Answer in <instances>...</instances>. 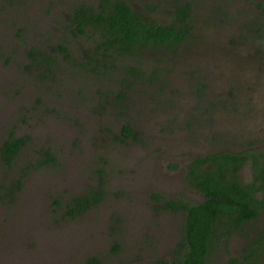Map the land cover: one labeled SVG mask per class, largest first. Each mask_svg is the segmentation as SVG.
Listing matches in <instances>:
<instances>
[{"label":"rangeland","instance_id":"1","mask_svg":"<svg viewBox=\"0 0 264 264\" xmlns=\"http://www.w3.org/2000/svg\"><path fill=\"white\" fill-rule=\"evenodd\" d=\"M80 1L89 0H0V148L12 132L27 137L12 166L0 158V264L39 263L32 259L40 247V254L49 251L52 256L43 264H84L88 254L99 256L102 264H145L151 261L154 234L160 239L155 246L163 245L162 252L175 254L182 237V213L160 209L145 183L160 188L162 194H173L166 196L169 199L184 197L197 203L203 197L185 182L189 157L218 150L264 152V11L256 5L259 1L264 5V0H191L195 33L186 44L197 53L192 51L176 68L177 73L187 71L173 82L184 92L180 99L163 91L164 100L176 98L175 105L181 108L164 105L158 110L149 86L147 93L126 91L125 115L120 113L116 93L126 73L109 70L107 59L100 62L98 73L86 68L84 52L93 45L92 39L66 29L65 15ZM154 1L136 0L142 5ZM167 5L162 9L168 11ZM211 12H221L217 18L224 20L211 21L210 15L207 23ZM153 15L166 21L163 11ZM260 25L263 34L255 31ZM59 42L67 44L72 58L52 52L51 46ZM32 48L51 54L50 72L45 63L30 60ZM184 48L181 51L186 52ZM199 60H208V66L200 68ZM171 78L165 76L166 84ZM204 80L208 87L203 96L197 86ZM191 107L193 116L199 113L204 122L189 138L184 123L192 115ZM126 120L140 131L139 139L120 143L113 134ZM214 125L222 132L218 144L209 140L216 134ZM184 139L186 143L180 141ZM45 151L58 161L38 165ZM179 153L184 156L175 161ZM170 162L177 164L169 168ZM251 164L242 169L247 181L254 177ZM135 173L141 177L138 185ZM19 179L14 194H5L2 185L10 187ZM100 183V202L82 215L65 213L74 195L99 190ZM248 228L247 235H232L229 249L236 255L264 228V219ZM91 234L101 237V245L80 251L78 239L86 244ZM67 238L77 239V249L70 241L68 248ZM221 241L214 244L207 264H228ZM115 242L118 251H113ZM18 253L16 263L13 256ZM81 254L84 260L79 259ZM256 264H264V256Z\"/></svg>","mask_w":264,"mask_h":264},{"label":"trees","instance_id":"2","mask_svg":"<svg viewBox=\"0 0 264 264\" xmlns=\"http://www.w3.org/2000/svg\"><path fill=\"white\" fill-rule=\"evenodd\" d=\"M168 1H172V4L164 3ZM163 3L168 4V11L162 9ZM256 5L262 12L264 11L261 1ZM194 8L195 4L191 0H155L144 5L136 0L80 1L72 5L70 13L65 15L66 29L79 38L92 39L93 45L84 52L83 63L86 68L98 73L96 69H99L100 62L107 59L109 70L121 69L126 73L119 80L116 93V103L120 113L125 115L128 110L127 90L130 89L135 94L144 89L143 92L147 93L146 87L149 86H152L149 88L152 89L151 97L156 99V108L162 111L164 105L174 106L175 99H180L184 94L180 91V85L178 89L174 88L173 82L179 81L187 71L183 69L177 73L176 68L183 65L192 51L194 54L197 53L194 47H190L192 44H186L195 33ZM157 11L164 12L166 21L161 22L155 18L153 13ZM218 14L221 12L209 13L206 22L211 20L210 15L213 16L211 21L224 20L217 18ZM255 31L263 34L262 26L256 27ZM56 45L51 46L52 52L58 51L63 57L72 58L66 43L59 42ZM184 45L187 47L184 48L187 49L186 52L181 51ZM28 56L32 62L45 63V70L51 71V65L54 64L51 54L41 53L32 48ZM199 61L200 68L208 66V60ZM31 66L29 64L27 68L31 69ZM165 76L172 77L173 81L166 84ZM207 87L206 80L199 81L197 92L204 96L207 94ZM233 90L232 87L231 91ZM163 91L174 94L176 98L167 97L164 100ZM230 95L235 98L233 93ZM223 100L224 98L219 99L220 102ZM215 103L216 100L213 98L212 104ZM192 107L190 110L192 115L186 124L184 123L189 130V138L195 134V126L202 125L201 121L204 122L198 116L199 113L195 115L194 122L191 121L195 117ZM134 128L126 120L121 130L114 133L113 137L120 143L126 142L127 139L137 140L140 131ZM214 129L216 134H211L209 140L218 144L222 140V132L215 125ZM26 138V136H16L12 132L5 140L0 148V158L6 165L12 166L15 163L17 155L26 143ZM180 141L185 142V139ZM44 155V159L38 165L58 161V158L49 151H45ZM250 161L255 175L253 174L251 181H247L243 179L242 169ZM59 164H62V161ZM172 166L173 164L170 167ZM21 182L22 180L19 179L10 187L2 185L6 190L5 194L13 195ZM185 182L198 190L203 199L197 203L184 198L167 199L160 205V209L171 208L174 212H181L183 217L182 237L169 264H207L217 240H222L228 254V264H256L259 257L264 256V228L257 231L253 238H249L241 255L234 254L229 246L234 233L247 235L248 225L264 219V152L259 149L242 153L218 150L195 157L186 165ZM101 187L102 183L99 190L92 189L74 195L66 205L65 213L70 216L85 213L102 199ZM155 198L164 199L160 194H156ZM114 244L113 251H118L119 244L116 242ZM102 263L99 256L89 254L84 262V264Z\"/></svg>","mask_w":264,"mask_h":264},{"label":"flooded vegetation","instance_id":"3","mask_svg":"<svg viewBox=\"0 0 264 264\" xmlns=\"http://www.w3.org/2000/svg\"><path fill=\"white\" fill-rule=\"evenodd\" d=\"M32 61V60H31ZM263 106H264V104H263ZM264 111V109L262 110V112ZM264 113V112H263ZM192 154V153H191ZM179 157H173V159L175 160V161H180L182 158H183V156L184 155H181L180 153H179ZM193 158H195V157H189V162L193 159ZM173 164V166L172 167H170L171 165ZM175 164H177V162H170L169 164H168V167L169 168H173L174 167V165ZM187 164H189V163H187ZM176 166V165H175ZM181 168H182V166H181ZM136 170H140V167L139 168H136ZM135 170V171H136ZM140 174H136L135 173V175H134V179H135V181H136V185H138L137 183L138 182H140L141 181V177L139 176ZM169 179H167L166 181H168ZM149 182H146L145 183V188H146V190L148 191V195L154 200V202L153 203H155V202H157L158 203V207H160V205H162V204H164L165 203V200H167V199H169V197H166V196H170V195H173V194H162V193H160L162 190L160 189V188H156V187H148L149 186ZM188 185V184H187ZM169 187H173L172 185H168ZM188 187H190L191 189H193L191 186H189L188 185ZM150 188V189H149ZM143 191H144V188L142 187L141 188ZM193 191H196L197 192V194L201 197L202 196V194L200 193V192H198V190H196L195 188L193 189ZM156 194H160L164 199H161V200H156V198H155V195ZM179 198H184V197H178V198H175V199H179ZM153 207H155V205H153ZM162 210L163 211H166V212H174L171 208H162ZM175 212H178V213H180L179 211H175ZM182 222H183V220H182ZM183 224V223H182ZM88 233V232H87ZM154 234V233H153ZM96 234H91V235H89L90 236V240H88L87 239V243L85 244V239L84 240H81V239H78L79 241H80V243L79 244H81V247L79 248V250L81 251V250H83L85 247L86 248H88V249H90L91 250V248H96V247H98V246H100L101 245V242H102V239H101V237H99V236H95ZM99 237V238H98ZM172 240H174L173 238H171ZM67 240V242H68V248H69V241L71 242V245L73 246V249L75 250V249H77V246H76V240L77 239H66ZM156 241H160V239H157V236L154 234V239H153V241H152V246H151V254H150V257H149V260H151L150 262H146L145 264H169V262H170V260L173 258V255L174 254H165L164 252H162V250H163V245H157V246H155L154 244H156V243H158V242H156ZM179 241V240H178ZM177 241V242H178ZM156 242V243H155ZM154 243V244H153ZM92 246V247H91ZM70 249V248H69ZM64 251V249H62L60 252H63ZM40 252H42V250H41V247L39 248V255H36V256H34V259H32L33 261H36V262H39V263H36V264H43V262H44V260H46V259H48V258H52V256H51V254H49V251H46V252H43V253H41L40 254ZM162 252V253H161ZM57 255H63V254H57ZM166 255H169V258H166ZM19 256H21L19 253L16 255V256H13L14 258H15V261H16V263H17V258L19 257ZM40 256L41 257H43L44 259H40ZM12 257V256H11ZM57 258H61V256H58ZM100 258V257H99ZM79 259H83L84 260V257H83V255L81 254V256H80V258ZM101 259V258H100ZM102 260V259H101ZM48 261V260H47ZM27 264V263H26ZM32 264H34V263H32ZM78 264H79V261H78Z\"/></svg>","mask_w":264,"mask_h":264}]
</instances>
